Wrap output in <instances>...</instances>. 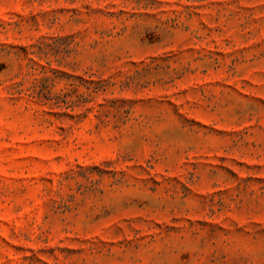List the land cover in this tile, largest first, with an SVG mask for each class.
<instances>
[{
    "label": "rangeland",
    "instance_id": "obj_1",
    "mask_svg": "<svg viewBox=\"0 0 264 264\" xmlns=\"http://www.w3.org/2000/svg\"><path fill=\"white\" fill-rule=\"evenodd\" d=\"M0 264H264V0H0Z\"/></svg>",
    "mask_w": 264,
    "mask_h": 264
}]
</instances>
